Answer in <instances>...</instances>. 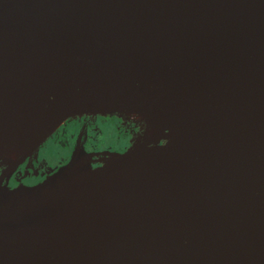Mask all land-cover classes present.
Returning a JSON list of instances; mask_svg holds the SVG:
<instances>
[{
    "label": "water",
    "instance_id": "1",
    "mask_svg": "<svg viewBox=\"0 0 264 264\" xmlns=\"http://www.w3.org/2000/svg\"><path fill=\"white\" fill-rule=\"evenodd\" d=\"M110 116L161 136L0 177V264H264V0H0V140Z\"/></svg>",
    "mask_w": 264,
    "mask_h": 264
},
{
    "label": "flooded vegetation",
    "instance_id": "2",
    "mask_svg": "<svg viewBox=\"0 0 264 264\" xmlns=\"http://www.w3.org/2000/svg\"><path fill=\"white\" fill-rule=\"evenodd\" d=\"M112 117V116H111ZM109 118V117H106ZM130 119L131 122H136L141 124V127L143 129V132L137 140H135L133 143L131 142L132 139H135V136L130 137L128 135L129 141L127 145L123 146V144L116 145V146H107L106 149L116 151V152H123L126 149H128L131 145L137 144L140 142V137L143 136L144 130L146 136L151 135H157L158 137L161 136L159 132H155V129L150 126H146V124H143L142 121H138L139 118H125ZM96 120H99V117H80V118H71L65 121L61 126H59L49 137L42 139V140H29L25 143V145H20L21 148H28L29 145L34 144L36 147L30 151V153L26 157H22L17 162L9 161L8 159L0 158V177H3L4 181L8 183L11 187H16L19 185H27V186H33L41 182L49 173H51L52 170L57 168L58 166L64 164L69 159V156L71 152L74 150V148L80 146L83 147L87 152H98L97 150H100V148H93L86 147L85 146V135L84 130L87 128V125H90L91 130H99L100 127L96 125ZM112 120H116V126L115 130L117 133H123L126 131H121L122 126H119V122L122 119L112 117ZM75 122H81L80 124H74ZM84 122H88L91 124H85ZM84 123V124H83ZM73 124V125H72ZM69 126V128L76 127L79 128L83 126V130L80 131V135H76V137H73V135H68L67 138H62L58 140L60 137L61 130L65 126ZM101 133V131H100ZM129 134V132H126ZM133 139V140H134ZM54 141V143H53ZM30 143V144H29ZM53 146L56 144V146L61 147L63 149L62 154L63 156L60 157L55 163H52L50 161V158L46 157L44 154V150L48 148L50 145ZM130 145V146H129ZM102 148V147H101ZM97 149V150H96Z\"/></svg>",
    "mask_w": 264,
    "mask_h": 264
},
{
    "label": "rangeland",
    "instance_id": "3",
    "mask_svg": "<svg viewBox=\"0 0 264 264\" xmlns=\"http://www.w3.org/2000/svg\"><path fill=\"white\" fill-rule=\"evenodd\" d=\"M141 121V120H140ZM96 125L100 127L99 130H91L90 125H87L86 129L84 130V135H85V146L93 148H100V150H97L98 152L100 151H105L109 150L106 149L107 146H118L120 144H126L128 143V133L123 132L117 133L115 130L116 126V120H112V117L110 116L109 118L106 117H99V120H96ZM81 122H75L74 124H80ZM85 124H91L88 122H84ZM83 123V124H84ZM145 124V122H142ZM73 125V124H72ZM84 128L83 126L76 128L72 127L69 128V126H65L60 133V137L58 140L64 138H67L68 135H73V137H76V135H80V131H82ZM155 132H159L157 129H155ZM101 131V133H100ZM145 132V130H144ZM54 143V141H53ZM102 147V148H101ZM63 149L61 147L56 146V144L53 146L50 145L48 148L44 150V154L46 157L50 158V161L52 163H55L60 157L63 156L62 154Z\"/></svg>",
    "mask_w": 264,
    "mask_h": 264
},
{
    "label": "bare ground",
    "instance_id": "4",
    "mask_svg": "<svg viewBox=\"0 0 264 264\" xmlns=\"http://www.w3.org/2000/svg\"><path fill=\"white\" fill-rule=\"evenodd\" d=\"M21 142L23 141L0 140V158L17 162L22 157H26L30 151L36 147L34 144H31L28 148H21L20 145H24V143Z\"/></svg>",
    "mask_w": 264,
    "mask_h": 264
},
{
    "label": "trees",
    "instance_id": "5",
    "mask_svg": "<svg viewBox=\"0 0 264 264\" xmlns=\"http://www.w3.org/2000/svg\"><path fill=\"white\" fill-rule=\"evenodd\" d=\"M113 117V116H112ZM115 118H118V119H122V120H120V122H119V126H122V129H121V131H126V132H129V136L130 137H133V136H135V139L133 140L132 139V143L135 141V140H137V138L139 137V135H141L142 134V132H143V129H142V127H141V124H139V123H136V122H131V120L130 119H125L126 117H123V116H114ZM130 142V141H129ZM130 142V143H131ZM131 143V144H132ZM123 146H125V144H123ZM126 146H128V145H126ZM126 146L124 147V148H126ZM130 146V145H129ZM132 146V145H131ZM130 146V147H131Z\"/></svg>",
    "mask_w": 264,
    "mask_h": 264
}]
</instances>
